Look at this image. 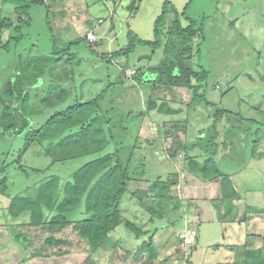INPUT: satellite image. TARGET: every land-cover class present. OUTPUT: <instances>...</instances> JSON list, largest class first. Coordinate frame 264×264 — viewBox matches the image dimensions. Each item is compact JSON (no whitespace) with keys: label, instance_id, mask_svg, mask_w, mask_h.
Here are the masks:
<instances>
[{"label":"trees","instance_id":"1","mask_svg":"<svg viewBox=\"0 0 264 264\" xmlns=\"http://www.w3.org/2000/svg\"><path fill=\"white\" fill-rule=\"evenodd\" d=\"M141 2L132 0L128 5L132 16ZM3 3L14 6V15L10 17L0 13V49L11 53L14 60L11 73L0 88V135L5 139L7 136L22 138L23 146L18 155H14L12 149L0 152V193L10 199L6 208L8 220L0 223L2 250L7 246L1 241L14 243L21 255L19 264H27L37 258H62L82 253L90 257L106 245L110 234L119 226L137 233L138 239L150 231L137 227L124 217V198L128 193L135 198L141 194L138 202L149 211L151 207L144 203V198L151 196L152 190L160 185V189L169 188L176 182L177 175L174 173L167 181H163L159 174L154 179L148 177L146 163L136 155L142 147L139 132L144 117L154 111L173 117L171 122L175 128L181 123L187 127L186 119H175L184 111L182 106L177 107L169 99L150 96L146 100V110L140 114L143 104L141 89L143 94V88L151 86L155 90L158 84L186 87L191 96L186 104L189 109L202 103L216 108L212 126L207 131H200L195 141H182L174 131L168 133L173 139L169 152L172 158H176L183 150L184 170L212 183L214 198L211 197V201L220 215L222 209L226 214L234 211L237 214V201L242 197L233 176L223 171L218 159L233 145L238 135L234 130L222 127L225 117L228 121L232 119V111L218 108L206 97L209 70L197 61L206 39L204 19L191 18L186 9L181 13L169 1L165 2L155 23L154 41L141 40L130 32V43L126 48L108 56L103 54L101 57L97 53L99 58L114 60L134 51L137 43L151 45L155 50L163 47L158 65L137 69L132 80L134 84L127 88H124L127 68H119L118 80H109L96 97L86 99L78 90L76 79L85 59L74 50L83 44L95 52L94 44L98 42L90 43L86 37L69 42L61 40L54 30L51 0H3ZM42 5L47 7L44 21L52 44L49 49L39 44L41 33L35 29L36 21L31 11V8L37 9ZM88 22L91 24L90 20ZM5 30H8V38L3 41ZM31 30L37 33L29 44ZM153 56L146 58L152 60ZM118 86L121 93L114 90ZM74 89L76 96L73 95ZM133 117L142 119L137 137L131 136L130 121ZM256 132L264 135V126L258 127ZM150 139L147 138L146 147L159 143L158 139ZM260 140L253 141L255 148ZM37 148L50 160L45 169L29 168L22 163L25 154ZM87 157L91 159L67 179L54 174L45 175L32 185H23L18 194L12 195L9 191L7 173L11 166L28 178L32 172L39 175L57 164ZM135 181L153 186H150L149 193L138 190L134 194L129 189V182ZM153 196L163 198L158 190ZM258 210L259 213L264 212V209ZM156 219L153 211L149 221L152 224ZM154 230L138 252L143 247L153 246L152 237L157 228ZM244 247L247 259L252 260L247 264H264V250ZM0 264L7 263L3 260Z\"/></svg>","mask_w":264,"mask_h":264},{"label":"rangeland","instance_id":"2","mask_svg":"<svg viewBox=\"0 0 264 264\" xmlns=\"http://www.w3.org/2000/svg\"><path fill=\"white\" fill-rule=\"evenodd\" d=\"M131 1L64 0L68 11H65L66 18L62 21L61 12H58V8L55 9L57 12L53 13V18L57 23L53 19L54 30L61 40L69 42L85 37L89 30H93L98 39V43L94 44L95 52H91V49H87L83 44L77 45L74 50L85 59V63L77 72L78 90L86 99L96 97L109 80L119 79V68H127V81L124 86L127 88L134 84L132 80L137 69L158 65L162 59L163 47L155 50L151 45L140 43H137L134 51L127 56L124 54L114 60L101 57L103 54L108 56L126 48L130 43V32L141 40L154 41L155 23L165 2L169 1L181 13L186 9L191 18L198 21L204 19L206 39L197 61L209 70L206 97L218 108L232 111V119L228 121L225 117L222 127L234 130L238 135L233 145L218 159L223 171L233 176L232 179L242 197L237 201V214H234L235 211L226 214L225 209H222L220 215L211 201L214 198L212 183L204 182L184 170L183 150L179 151L176 158H172L169 152L173 139L168 133H177L182 141H195L200 131H207L212 126L216 108L204 106L202 103L189 109L186 104L191 96L186 87L158 84L156 89L152 90L151 86H146L143 88V94L141 89L143 104L139 109L140 114L146 110V100L151 96L154 99H169L174 101L177 107L182 106L184 111L176 115L175 119L187 120V127L185 123H181L175 125L178 127L175 128L171 116L152 111L144 117L145 121L139 132L142 147L136 155L146 163L148 177L154 179L159 174L163 181H167L174 173L177 175L176 182L169 188L160 189V185L152 190L151 196L144 198V203L151 207L149 211L143 209L138 202L141 194L135 198L128 193L124 198V217L137 227L150 231L138 239L137 233L119 226L110 234L106 245L94 256L88 257L82 253L62 258H37L27 264H174V259L178 261L176 264H228L230 259L234 264L251 263L252 260L247 259L244 247L248 246V236H253L255 232L258 238L252 240V248L262 246L264 237V226L262 230H254L244 222L253 215V218H260L264 223V212L256 211L264 209V135H257L256 132L258 127L264 126V0H142L133 16L128 8ZM32 10L36 21L35 29L41 33L39 44L44 49H49L52 44L48 26L44 21L47 7L42 5L37 9L31 8ZM101 19L104 21L100 22ZM59 31L62 32L61 35ZM30 33L32 35L27 42L29 44L34 40L37 31L31 30ZM3 38V41L7 40L8 30L4 31ZM151 55H154L152 60L146 58ZM13 60L11 53L0 49V88L11 73ZM114 90L121 93L119 86ZM117 105L118 103L115 106ZM141 124V118H131L132 137H137V129ZM7 138L0 135V152L12 149V153L18 155L23 146L22 138ZM147 138L153 141L158 139L159 143L146 147ZM259 138L261 140L255 148L256 143L253 141ZM40 150L37 148L27 152L22 163L29 168H47L50 160ZM90 159L91 157H87L57 164L39 175L32 172L28 178L16 167L11 166L7 173L10 178L9 191L12 195L18 194L24 186L36 183L45 175L54 174L67 179ZM150 186L153 185L142 181L129 182V189L134 194L138 190L149 193ZM157 190L162 193L163 198L153 196ZM189 201L195 202L188 203ZM9 202L10 199L0 193V223L8 220L6 208ZM153 211L157 219L151 224L149 219ZM202 211L204 213H201ZM197 214L200 221L197 220ZM235 216L238 217L236 220ZM187 219L195 222H192V225H198L197 221L200 222L197 246H184L179 241L177 229H182L183 220ZM175 222V226L168 224L174 225ZM155 228L157 232L156 237H152L153 246L146 249L143 247L141 252H138ZM1 242L6 244L7 248L2 250L3 246L0 245V262L4 260L7 264H19L21 255L18 247L9 241ZM230 252H233L234 256L230 255ZM154 253L155 257H151Z\"/></svg>","mask_w":264,"mask_h":264},{"label":"crops","instance_id":"3","mask_svg":"<svg viewBox=\"0 0 264 264\" xmlns=\"http://www.w3.org/2000/svg\"><path fill=\"white\" fill-rule=\"evenodd\" d=\"M60 1V0H59ZM56 2V1H55ZM53 0H51V3H52V12L53 13H56L57 11H55V9L56 8H58L59 10H58V12L60 13L61 12V21L63 20V18H66V12L65 11H68V6L66 5V3H64V0L62 1H60V2H58V0H57V2L55 3ZM58 6H57V5ZM0 7H2V9H0V13H2L4 16H10V17H12L13 15H14V6H10V5H5L4 3H3V0H0ZM54 19V18H53ZM54 22L55 23H57L56 21H55V19H54ZM55 28V27H54ZM3 38V37H2ZM3 40H5L4 38H3ZM211 199V198H210ZM204 200H206V199H204ZM193 202H195V201H193ZM201 213H204V211H202ZM196 217L198 218L197 220H199L200 221V217H198V214L196 215ZM254 216L253 215H251V217H250V219L249 220H247V221H244L245 222V224L246 225H248L249 226V228H254V230H256V229H258V228H260V230H262V228H263V226H264V223H263V221H261V219L260 218H253ZM189 221H190V219L188 220H183V224H184V226L182 227V229H177V231L179 230V231H181V230H183V229H186V228H190V227H194V228H196L197 230H198V225L200 224V222L199 221H197V223H198V225H192V220L190 221V223H189ZM193 223H195V222H193ZM168 224H170L171 226H175L176 225V222L174 223V225L173 224H171V223H168ZM178 231V232H179ZM253 233V232H252ZM254 234H255V236H254ZM254 234H253V236H248L247 235V233H246V235L248 236V241H247V243H248V246H246L247 247V249L248 250H257V249H262V250H264V237H263V242H262V246H257V247H254V248H252V246H253V244H251V243H253L252 242V240L254 241V240H257L258 238H257V236H256V233L254 232ZM177 235H178V233H177ZM198 236H199V230H198ZM155 237H156V235H155ZM245 237V236H244ZM250 237H251V240H250ZM197 242H198V238H197ZM196 242V243H197ZM196 245V244H195ZM194 245V246H195ZM252 245V246H251ZM197 246V245H196ZM175 255V254H174ZM230 255H232V256H234L233 255V252H230ZM176 263H178V261H176L175 259H174V264H176ZM228 264H234V262H233V260L232 259H230V261H228L227 262Z\"/></svg>","mask_w":264,"mask_h":264},{"label":"built area","instance_id":"4","mask_svg":"<svg viewBox=\"0 0 264 264\" xmlns=\"http://www.w3.org/2000/svg\"><path fill=\"white\" fill-rule=\"evenodd\" d=\"M102 22V20H100ZM85 37L88 39L90 43H97L98 39L96 34L94 33L93 30H89ZM178 238L179 241L182 243L184 246H192L196 244L197 238H198V230L196 228H186L178 233Z\"/></svg>","mask_w":264,"mask_h":264}]
</instances>
